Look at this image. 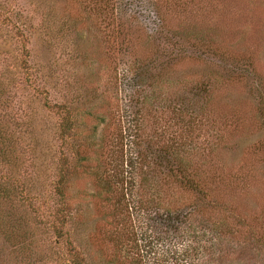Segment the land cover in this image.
Listing matches in <instances>:
<instances>
[{"label":"rangeland","instance_id":"374dc122","mask_svg":"<svg viewBox=\"0 0 264 264\" xmlns=\"http://www.w3.org/2000/svg\"><path fill=\"white\" fill-rule=\"evenodd\" d=\"M72 248L264 264V0H0V264Z\"/></svg>","mask_w":264,"mask_h":264},{"label":"trees","instance_id":"16d2710c","mask_svg":"<svg viewBox=\"0 0 264 264\" xmlns=\"http://www.w3.org/2000/svg\"><path fill=\"white\" fill-rule=\"evenodd\" d=\"M64 114H67V115H65L63 117V121H62V124H61V132H62V136L61 137L63 139H65L68 136L74 135V133H75V132L71 133V131H73L72 130L73 129V121L71 119V116L69 115L70 111L69 110H65ZM75 163H76V161H75ZM61 183L62 182H60V184ZM2 190L4 191L3 188H2ZM59 190H60V188H59ZM60 195H62L61 192H60ZM61 221H64V220H61ZM166 221H167L166 222L167 230H169V231H170V229L179 231L180 229H182L183 225H185L184 215L181 214V213H177V212L169 211V215H167ZM61 226H63V223H61ZM61 226H57L56 227V231L58 232V234L60 236H62V234H63V230H62ZM72 252H73L72 256H73L74 264H85V263L81 262V260L79 259L78 251H76V250H74L72 248Z\"/></svg>","mask_w":264,"mask_h":264}]
</instances>
